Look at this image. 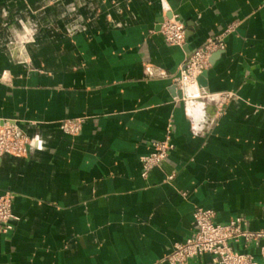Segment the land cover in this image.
I'll list each match as a JSON object with an SVG mask.
<instances>
[{
	"label": "crops",
	"instance_id": "obj_1",
	"mask_svg": "<svg viewBox=\"0 0 264 264\" xmlns=\"http://www.w3.org/2000/svg\"><path fill=\"white\" fill-rule=\"evenodd\" d=\"M171 17L182 47L160 33ZM229 27L207 94L175 98L188 56ZM74 119L80 134L64 135ZM4 122L40 145L0 158L14 216L0 264H167L196 209L264 232V0H0ZM166 136L172 149L143 179L141 158ZM231 247L264 264L255 244Z\"/></svg>",
	"mask_w": 264,
	"mask_h": 264
},
{
	"label": "built area",
	"instance_id": "obj_2",
	"mask_svg": "<svg viewBox=\"0 0 264 264\" xmlns=\"http://www.w3.org/2000/svg\"><path fill=\"white\" fill-rule=\"evenodd\" d=\"M232 30L231 27L218 36L209 38L205 45L193 51L180 72L179 85L185 89L196 87L197 77L209 67L213 54L223 50V38ZM160 33L170 46L182 47L186 41V28L176 17L164 19L160 23ZM151 75V71L148 72ZM82 121L79 119L66 120L59 123V130L67 136L76 137L80 134ZM38 135L31 137L22 133L17 123L4 122L0 124V158L9 156L20 159L27 156L31 147H39ZM153 152L141 158V177L147 179L149 173L159 167L172 149L170 137L153 145ZM172 176L167 177L170 182ZM12 196L9 193L0 194V234L11 229ZM216 214L212 210L196 209L193 213L195 225L194 234L173 246V250L165 258L167 264H188V261L202 255L212 256L213 264H256L253 256L247 252H239L231 244H241L246 249L255 244L264 260V247L260 241L264 239V232L250 231L246 227L243 217H235L226 224L215 222Z\"/></svg>",
	"mask_w": 264,
	"mask_h": 264
},
{
	"label": "water",
	"instance_id": "obj_3",
	"mask_svg": "<svg viewBox=\"0 0 264 264\" xmlns=\"http://www.w3.org/2000/svg\"><path fill=\"white\" fill-rule=\"evenodd\" d=\"M184 24V23H183ZM189 37V35L186 33V39ZM217 54V53H216ZM206 71L204 70L196 79L197 87L199 89V95L203 96L207 94L206 90ZM174 94V97L181 100V99H187L190 93L188 92V89H185L182 91L181 89H177L174 85L171 90Z\"/></svg>",
	"mask_w": 264,
	"mask_h": 264
}]
</instances>
